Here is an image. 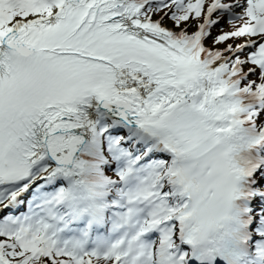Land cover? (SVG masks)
I'll list each match as a JSON object with an SVG mask.
<instances>
[{"label":"snow or ice","instance_id":"1","mask_svg":"<svg viewBox=\"0 0 264 264\" xmlns=\"http://www.w3.org/2000/svg\"><path fill=\"white\" fill-rule=\"evenodd\" d=\"M0 264H264V0H0Z\"/></svg>","mask_w":264,"mask_h":264},{"label":"trees","instance_id":"2","mask_svg":"<svg viewBox=\"0 0 264 264\" xmlns=\"http://www.w3.org/2000/svg\"><path fill=\"white\" fill-rule=\"evenodd\" d=\"M216 30V29H215ZM217 31V33H218V30H216ZM209 43H211V41H209Z\"/></svg>","mask_w":264,"mask_h":264}]
</instances>
